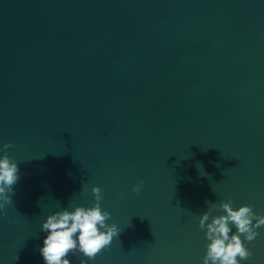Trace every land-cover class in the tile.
<instances>
[{"label":"water","instance_id":"1","mask_svg":"<svg viewBox=\"0 0 264 264\" xmlns=\"http://www.w3.org/2000/svg\"><path fill=\"white\" fill-rule=\"evenodd\" d=\"M5 143L0 264H43L40 223L92 186L121 228L93 264H200L206 202L264 214V0H0Z\"/></svg>","mask_w":264,"mask_h":264},{"label":"clouds","instance_id":"2","mask_svg":"<svg viewBox=\"0 0 264 264\" xmlns=\"http://www.w3.org/2000/svg\"><path fill=\"white\" fill-rule=\"evenodd\" d=\"M11 146L10 143L0 145V219L7 215L6 206L13 203V185L18 180L17 161L7 154ZM143 185L144 181L139 180L132 192L139 194ZM101 191L99 186L91 187L90 206L70 202L42 220L40 230L45 235L38 251L43 264H71L73 256L79 258V264H93L97 254L118 236L121 228L114 222L109 223L111 213L101 208ZM206 203L207 209L197 217V227L206 241L200 264L247 261L253 255L247 245L258 237V229L264 227V214L254 211L250 204L234 206L231 199Z\"/></svg>","mask_w":264,"mask_h":264}]
</instances>
